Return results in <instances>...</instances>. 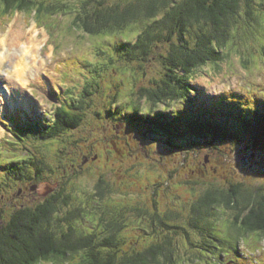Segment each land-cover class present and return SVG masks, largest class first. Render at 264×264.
Instances as JSON below:
<instances>
[{
    "label": "rangeland",
    "instance_id": "374dc122",
    "mask_svg": "<svg viewBox=\"0 0 264 264\" xmlns=\"http://www.w3.org/2000/svg\"><path fill=\"white\" fill-rule=\"evenodd\" d=\"M122 1L105 0V3L110 7ZM68 2L75 10L54 15L48 24L39 22L35 14L25 12L0 18V37L21 30L23 47L34 36L38 38V54L41 56L35 75L28 81L30 84L19 83L30 99L28 108L12 106L6 101L7 86L4 89L6 98L0 90V154L6 161L27 154L34 159H43L45 163L42 164L44 176L30 183L25 175L21 180L16 175L15 178L11 176V164L0 161V221L7 220L14 207L22 202L34 206L43 201L46 188L63 179L65 192L73 195L71 208L79 205L88 208L86 220L80 224L90 231L98 228L102 218L108 219L115 212L128 216L124 219L129 225L123 232L125 242L122 244L128 253L156 240L144 231L149 229L146 221L153 212L178 215L177 223L187 228L191 239L199 244L201 235L191 226L192 202L208 188H228L231 182L241 181L244 188L251 190L264 189V142L214 141L216 148L201 141L203 146L199 147L194 141L175 139L174 136L168 142L166 135L155 133L147 134L144 139V128L140 127L141 132H138L139 123H130L128 113L140 98L139 88L155 84V79L164 73L163 54L167 47L161 44L157 49L159 52L155 51L153 58L146 63L124 60L118 50L124 39L122 29H113L109 37L87 34L73 23L80 0ZM261 20L264 23V14ZM140 29L139 23H134L126 29V36L135 38ZM3 50L0 44V52ZM226 50L228 56L223 62L201 67L190 80L194 86L190 103L194 107L201 108L210 102L213 105L218 102L216 106L221 107L219 100L222 97L230 103L237 96L244 103L255 105L264 100V24L260 26L251 22L250 28H235ZM111 56L116 61L107 67ZM3 63L0 66V76L4 77L1 84L6 83L9 76L14 78L10 57ZM87 82L93 83L95 93L85 97L84 103L88 102L91 108L80 127L57 138L38 139L35 146L31 142L38 135L30 133L29 142L23 141L13 148L11 142L19 141L15 129L30 124L33 132L35 127L40 129L51 123L55 106L68 100L67 91L78 88L82 91L81 85ZM139 104L144 111L150 108L155 111L164 106L161 103L151 105L145 98ZM177 107L187 109L189 106L181 102ZM32 183L38 184L35 191L28 188ZM20 187H27L23 195L17 193ZM134 207L136 211L128 210ZM138 208L140 212H137ZM234 213L231 209L216 206L210 215L215 234L219 237L228 235ZM173 231L166 230L163 239H166V232ZM171 240L185 252L184 260L179 258L183 255H175L177 264L205 263L203 258L207 252L194 249L184 240L182 233L171 234ZM239 251L228 247L217 264H264V234L249 232L243 236ZM168 263L171 264L169 260Z\"/></svg>",
    "mask_w": 264,
    "mask_h": 264
},
{
    "label": "trees",
    "instance_id": "16d2710c",
    "mask_svg": "<svg viewBox=\"0 0 264 264\" xmlns=\"http://www.w3.org/2000/svg\"><path fill=\"white\" fill-rule=\"evenodd\" d=\"M80 3L73 20L75 27L87 34L106 37L113 29H122L123 43L121 48H117L124 60L146 63L161 44L167 47L163 54L164 73L155 79V84L139 88L140 98L128 113L130 123H139L136 127L138 132L144 128V139L147 134L155 133L166 135L168 142L174 136L175 139L194 141L199 147L203 146L201 141L216 148L214 141L264 142V100L255 105L244 103L237 96L232 98L233 103L222 97V102L219 100L221 107L216 106L217 102L215 105L210 102L201 108L190 103V93L194 90L190 80L201 67L219 64L227 58L226 49L230 46L234 29L240 26L250 28L251 22L263 26L264 0H123L110 7L106 6L105 0H80ZM70 4L68 0H0V18L25 12L35 14L39 22L48 24L54 15L75 10ZM134 23H139L141 29L135 38H131L126 36V29ZM115 61L113 56L109 57L107 67ZM92 86V82H87L81 85L83 92L79 88L67 91L68 100L55 106L51 123L44 127H35L33 132L30 124L15 129L19 141L11 142L13 148L23 141L29 142L30 133L38 135L31 142L35 146L38 139L57 138L80 127L91 108L84 101L85 97L95 93ZM142 98L151 105L163 104V109H140ZM181 102L189 107H177ZM165 106L173 108L169 110ZM181 146L187 150L185 145ZM0 161L10 163L9 171L13 174H9L20 180L25 175L31 183L44 176L43 159H34L26 154L6 161L0 154ZM54 184H58L57 190L43 201L34 206H15L10 217L0 221V264H80V261L83 262L81 264H169L168 260L177 264L175 255H183L179 258L184 260L185 252L173 244V233H182L184 240L194 249L206 251L204 264H217L228 247L240 252L241 240L249 232L264 234V189L251 190L244 188L241 181L231 182L228 188H208L192 202L191 226L201 235V244L195 243L188 229L177 223L178 215L153 212L146 221L149 229L144 231L156 240L128 253L122 248L125 242L123 232L129 225L125 223L124 219L128 217L125 213L115 212L108 219L102 218L98 228L90 231L80 224L86 220L88 208L85 205L71 208L73 195L65 192L66 184L57 181ZM99 191L103 197L102 187ZM216 206L235 212L227 236L219 237L214 233L210 215ZM128 210L136 211V208ZM168 229L175 231L166 232V239H163V233ZM211 254L212 258L209 257Z\"/></svg>",
    "mask_w": 264,
    "mask_h": 264
},
{
    "label": "bare ground",
    "instance_id": "6f19581e",
    "mask_svg": "<svg viewBox=\"0 0 264 264\" xmlns=\"http://www.w3.org/2000/svg\"><path fill=\"white\" fill-rule=\"evenodd\" d=\"M32 30H34V29H32ZM22 35H23V31L18 30V32H17V30H14L11 32L10 35L7 34L6 36L0 37V44L4 48V50L0 52V66L2 67L4 65L3 62L6 61L10 57L11 63L13 64V77L15 78V80H13L14 78H12V76H9V80L6 79L7 80L6 83H4V84L0 83V90L2 89L1 93H2L3 97L6 98L5 94L7 92L4 89L7 86V91H9V93L7 94L6 101L8 103L10 102L12 106L21 105L25 108H28L30 99H29V97H27V95L25 94V91L23 90L21 85H19V83H20V81H23V83H25L26 85L30 84V82H28V81H30V79H32V77L35 75V71L37 69L35 67H39L38 65L41 62V56L38 54L40 52V45L37 43L38 38H35L34 36H32V38L29 41L25 42V45L22 47V45H21V36ZM23 38L24 39L26 38L25 34H24ZM8 45L10 46V48ZM17 45H18V47H17ZM7 50H9V52L7 54H5ZM36 62H38V63L36 64ZM34 65H36V66H34ZM0 80L4 81V77L0 76ZM228 98H229V96H228ZM223 101H224V99H223ZM221 102H222V100H221ZM231 103H233V102H231ZM51 138H53V137H51ZM98 221H99V219H98ZM48 259L51 260V258H48ZM81 263H83V262L80 261V264Z\"/></svg>",
    "mask_w": 264,
    "mask_h": 264
},
{
    "label": "flooded vegetation",
    "instance_id": "af4514ba",
    "mask_svg": "<svg viewBox=\"0 0 264 264\" xmlns=\"http://www.w3.org/2000/svg\"><path fill=\"white\" fill-rule=\"evenodd\" d=\"M58 182L63 183V179H62L61 181H58ZM34 186L38 187V184H35ZM28 188H31V190L33 189V187H30V186H28ZM26 189H27V187H26V188H25V187H21V189H20V193H21V194H20V193H19V194H20V195H23ZM33 190H34V189H33ZM34 191H35V190H34ZM53 191H54L53 188L50 187V186H48V187L46 188V190L44 191L43 195H44V196H48V195L51 194ZM32 192H33V191H32ZM19 205L22 206V205H25V203L22 202V203H20Z\"/></svg>",
    "mask_w": 264,
    "mask_h": 264
},
{
    "label": "water",
    "instance_id": "95a60500",
    "mask_svg": "<svg viewBox=\"0 0 264 264\" xmlns=\"http://www.w3.org/2000/svg\"><path fill=\"white\" fill-rule=\"evenodd\" d=\"M58 184H55L54 186L56 187ZM54 186H50V187H52L53 188V190L55 189V187ZM33 189L34 190H36L37 189V187L36 186H33Z\"/></svg>",
    "mask_w": 264,
    "mask_h": 264
}]
</instances>
